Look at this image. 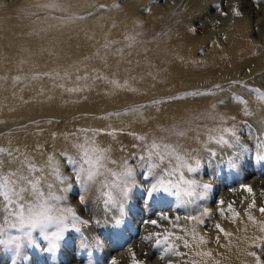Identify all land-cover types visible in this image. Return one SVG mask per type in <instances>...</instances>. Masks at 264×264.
Segmentation results:
<instances>
[{
    "label": "rangeland",
    "instance_id": "rangeland-1",
    "mask_svg": "<svg viewBox=\"0 0 264 264\" xmlns=\"http://www.w3.org/2000/svg\"><path fill=\"white\" fill-rule=\"evenodd\" d=\"M15 2L5 0L6 5ZM78 3V11L53 13L61 20L55 24L57 33L51 43L58 44L60 51H66L75 42L76 47L70 52L69 60L77 68L85 60L88 70L92 71L91 78L78 80L75 87H71V94L66 95L68 99L63 106L55 99H51L47 105L30 106L29 88L24 86L26 82L30 84L29 81H33L44 87L48 85L45 88L51 85V89L57 90L65 79L74 78L78 72L68 73V63L64 61L62 68L48 74L44 80L41 77V81L37 77L41 74L37 72L21 75L28 67L26 59L12 56L0 63L4 74L12 71L6 76V81H11L16 89H11L9 93L0 91V140L9 136L13 141L17 139L16 143L22 137L23 142H31L32 154L35 153L32 150L35 144L37 152L41 149L50 152L54 147L62 146V141L57 138L61 132L92 126L98 130L102 140L113 142L118 149L117 155H134L139 134L150 127L136 131L135 127L141 123L132 126L134 122L130 124L132 117L126 109L134 108L143 116L147 115L148 123L155 120L160 123L169 122L170 115L182 112L187 107L206 105L212 97L226 98L230 88L247 93L243 98L238 95L229 97L225 107H230L231 112L243 104L246 110L244 114L250 115L247 102L252 94H255L258 102H264V0H80ZM75 26L80 29V34L72 32ZM36 34L32 35L34 41L30 45L38 47L45 44L47 40L39 41L40 36ZM242 45L252 50L244 58L238 57L239 53H243ZM13 47L16 46L5 43L1 50L3 52ZM167 48L183 54L182 59L176 58L172 68H185L182 64L185 59L191 61L194 67L184 70L179 79V75L172 77L171 84L169 79L162 78L164 75L161 73L149 74L143 67L149 62L148 53L154 54ZM258 49H262L260 54ZM51 60L45 61L47 67H60L58 64L61 63L56 64ZM152 62L157 61L154 59ZM112 63L126 66V75H121L120 79L114 69L111 70L109 65ZM65 73L68 75L64 76ZM151 76L153 83H149L148 77ZM96 80H105L103 85H107L102 87L105 95L97 98L95 93L98 94L99 88L95 85ZM6 81H3V86L7 84ZM118 88L119 91L112 92V89ZM19 90H24L25 94L15 96ZM80 98L87 103L78 104ZM111 99L115 101L111 102ZM245 115L239 116L238 120L250 125ZM155 124L150 125L154 127ZM247 130L246 126L241 127L239 135L246 139L251 134ZM36 138H44V142L41 140L40 145ZM258 142L257 151L253 150L255 147L251 142H248L247 148L240 146L241 151L229 166H221L211 158L203 164L196 175L202 176L208 187L206 196L192 206L193 210L188 211V206H176L175 200L162 191L149 189L152 180L146 179L141 171L136 174L137 184L130 193L122 217L114 219L111 224H105L106 221L102 219L93 220L87 216L89 205L85 203L77 214L87 223L69 225L55 250L49 249L42 238L35 241L40 236L37 234L33 238L34 246H25L21 250L0 246V264H20L24 257L30 260V264H152L154 260L165 264H188L187 237L184 236L186 219L202 214L204 208L217 209L218 205L223 204L219 203V197L223 194H230L228 204L238 213L243 207L248 210L254 204L257 206L255 211L264 209V184L256 180L264 181V141ZM7 144L13 149L11 145L14 143L8 141ZM2 157L8 158L7 153H2ZM63 162L66 165L64 172L72 173L74 166L68 164L66 158ZM71 181L68 199L74 204L79 200L83 203L86 197L75 182V176L71 177ZM249 188L251 191H248ZM218 218L219 213L206 218L200 233L212 232V222L218 221ZM151 230L157 239L167 236V247L171 251H165L164 245H157L154 240L146 238L153 234ZM89 234H94L99 240L95 244L85 243ZM113 243L117 245L111 246ZM132 244L137 246L132 258L124 261L115 259L114 256ZM151 246L157 253L151 257L147 253L142 256L141 250H148ZM259 248L255 251L259 259L255 264H264V235Z\"/></svg>",
    "mask_w": 264,
    "mask_h": 264
},
{
    "label": "clouds",
    "instance_id": "clouds-1",
    "mask_svg": "<svg viewBox=\"0 0 264 264\" xmlns=\"http://www.w3.org/2000/svg\"><path fill=\"white\" fill-rule=\"evenodd\" d=\"M246 94L230 88L226 98L212 97L206 105L187 107L169 122L155 124L139 134L134 155H117L113 142L102 140L97 129L87 126L61 132L57 138L62 146L41 153L39 159L27 149L19 150L7 164L0 158V246L9 250L31 246L39 232L49 249L55 250L69 225L83 223L77 213L85 203L89 218L111 224L124 215L141 171L151 178L152 191H162L178 207L194 206L206 196L207 181L196 175L202 162L211 158L229 166L240 146L247 148L251 142L257 151L258 140L264 141V102H258L255 94L248 97L250 115L245 118L251 135L246 139L239 135L245 124L238 120L244 105H238L237 113L225 107L229 97ZM126 111L135 122L148 123L134 108ZM65 158L74 166L70 174L64 172ZM72 176L86 197L83 203L68 199ZM149 237L171 251L167 236L157 239L153 233ZM97 240L89 234L85 243Z\"/></svg>",
    "mask_w": 264,
    "mask_h": 264
},
{
    "label": "bare ground",
    "instance_id": "bare-ground-1",
    "mask_svg": "<svg viewBox=\"0 0 264 264\" xmlns=\"http://www.w3.org/2000/svg\"><path fill=\"white\" fill-rule=\"evenodd\" d=\"M16 1L17 2H15L12 5H6L5 0H0V16H1L0 17V63L2 64L5 60L11 58L12 56H17L19 59H26L28 61V67L23 70V73L21 72V75H27L28 73H31V72L32 73L37 72V73L41 74V76L38 75L37 77L40 79H41V77H43V80H44V77L48 76V74L52 73L55 70H59L60 68H62V65L64 63H68L66 65L67 72L68 73L70 72V74L78 72V74L75 75V77L72 79H65L64 82H62L61 85L59 86L60 89L59 88L57 90L51 89V85H50L51 83L49 84L50 86L48 88H45L48 85H46L45 87H44V85H40V84L36 85L33 83V81L32 82L29 81L30 84L29 83L27 84V82H26V84L24 85L25 87L27 86V88H29V89H27V88L26 89L29 90L28 94H30V97L28 99V100H31V104L29 103L30 106L34 105V104H37V106H40L43 104L47 105V104H49V101L51 99L52 100L55 99L56 101L60 102V104L63 106V103L68 99L66 95L68 93L71 94V91H73V89L71 87L74 88L75 85L78 83V80L90 79L91 78L90 73L92 71L88 70L85 60L80 62V65L78 66L79 69L77 67H75L74 65H72L71 60H69V55L71 54L70 52L76 47L75 42H73L74 44L72 46H69L68 50L66 48V51H60L58 44H52L51 43L52 40L55 39V34L57 33V32H55V31H57L55 29V26H56L55 24H56L57 20L58 21L61 20V19H58L57 17L53 16V13L78 11L79 10L78 9V4H79L78 2L80 0H16ZM141 5H142V3H141ZM41 15H43L44 17L43 16L41 17ZM95 27L96 26H94L92 28H95ZM79 30L80 29H77L75 26V27H73L72 32H74L75 34H80L81 31H79ZM35 33H37L40 36V38L38 37L39 39L38 38H36V39H38L39 41H40V39H45V40H47L46 43L41 45V46L39 45L38 47L31 46L30 44L34 41L32 35H34ZM5 43H10L16 47L15 48L13 47L7 51L2 52L1 48ZM77 44L80 45L79 43H77ZM240 48H241L243 53H241V54L239 53L238 57L239 56L240 57H243V56L246 57L248 54H250L252 52V50L250 51V49L245 47V45H242ZM258 50H259V54H260V51H262V49H258ZM178 52H179L178 50H173V49L167 48V50L166 49H164V50L160 49L159 52L154 53V54L148 53V55H149L148 61L149 62H146L143 67H144V69H146L149 72V74L150 73L152 74L153 72L161 73L162 76L164 75L162 78L163 79H169V82L171 84V83H173L171 81L174 79L172 77H175V75H179L177 78V79H179V78H181V76H183L184 70H186V69L191 70L194 68L193 64L191 65L192 62L191 61L188 62V59H185L183 61L184 63H182L185 66V68L181 69L179 67L178 70L172 68V64H174L173 62L176 61V58H180V59L183 58V54H180ZM47 59L48 60L52 59L51 61H56L55 62L56 64L61 63V64H58L60 67H54L55 65H53V67H47L45 64V61H47ZM154 59L157 61L156 63L152 62ZM115 62H118V61H115ZM108 64L106 63L105 65H108ZM115 64L116 63H112L111 65H109L111 70L114 69L113 71L119 75V78L121 75H126V66L125 67H123V65L115 66ZM11 72L12 71H10L8 73L6 72L4 74L3 71H1V69H0V87H1L0 91L2 90L3 92H7V93L11 92V89L13 91H16V89H14L12 86V82L6 81V76H9L11 74ZM3 75H4V77H3ZM66 75H68V74L65 73L64 76H66ZM65 78H68V77H65ZM148 78H149V80L153 79L152 76L148 77ZM73 79H74V81H73ZM93 79L95 80V78H93ZM3 81L7 82V84L4 85L6 87L3 86V84H4ZM41 81H42V79H41ZM103 81H105V80H103ZM103 81H101V80L97 81L96 80L95 85H96V87L99 88V91H97L98 94L95 93L96 98L99 97V95L104 94V93H102V92H104L102 87H106L107 85H103L104 84ZM163 81L166 84H168L166 82V80H163ZM149 83H153V80H150ZM22 86H23V84H22ZM53 87H54V85H53ZM22 88H24V87H22ZM69 88H71V89H69ZM33 89H35V91H33ZM119 90H120V88L112 89V92H116ZM24 92H25L24 90H19L18 92H15V96H20V94H25ZM37 94H38V96H37ZM106 94H109V93H106ZM124 97L125 96H123L122 97L123 99L122 98L121 99L125 102L126 98H124ZM83 98H85V97H83ZM80 99L77 102L78 104L85 105V103H87L84 100H82V99L80 100ZM127 100L129 101V98ZM113 101H115V100L111 99V102H113ZM0 104H2V103H0ZM2 108L4 109L5 107L3 106ZM227 110L229 112H231L230 107H228ZM237 111H238V109H236V111L234 110L235 113ZM182 112L181 111L176 112V113L170 115L171 116L170 118H172L174 116H178ZM244 112H246V110H244ZM244 117H246V115ZM144 118L149 119L147 115L144 116ZM129 122H130V124H132V122H134L132 124V126L134 124H138V122H135L133 119L129 120ZM158 122H156V120H155V122L151 121L148 124H140L137 127H135V130L136 131H143V130L147 129V127L152 128L153 126L150 124H154V123H158ZM243 122H244L243 120L239 119V123L243 124ZM246 124L249 125L248 123H246ZM247 125H243L242 128L245 126L247 127ZM247 129H248V127H247ZM33 136L34 135H32V137ZM12 139L13 138H10L9 136H7V137H4L2 140H0V141H2V142H0V158H3L2 153H4V152L7 153L8 158H3V160L6 164L11 157L19 154V150L27 149V151L30 152V149L32 147L29 144L31 142L29 141L28 144L23 142L24 140H22V137L20 138L21 141L18 138L19 142H16V143H15V141L17 139L15 141H13ZM33 139H34V137H33ZM37 139H39V138H36V141H37V143L40 144L43 141L42 139H44V138H42L40 140H37ZM48 140H49V138H48ZM8 141H11V143H14L13 145H11L13 147V149H11V147L9 148L10 145L7 144ZM51 141H52V138H51ZM35 146H36V144L34 145V147ZM37 146H38V144H37ZM34 147L32 149L33 151H35V153L33 152V155L36 156L37 159L40 158L41 153L47 152V150L45 152L42 149L40 152H37L35 150L36 147L35 148ZM254 149L255 148H253V150ZM205 162H207V161H205ZM205 162H202L200 167H202L203 164H205ZM256 180H258V182L261 185L264 184L263 180H261V179H256ZM252 182H254V181H252ZM252 182H251V185H253ZM229 198H230V194H223L219 197V203L220 204L223 203V204L218 205L216 207L217 209L214 208V209L209 210L208 208H204V209H202L203 210L202 214H200L198 216H194L195 218H193V219H186L185 220L186 225L184 228V230H185L184 236L187 237V239H186V237H185V239H186V246L188 248V251L186 253L187 259H188V264H255L256 262H258L259 259L255 255V251L258 250L259 245H260V241L263 240V235H264V211L263 210L264 209L260 210L258 208V211H255L257 209L256 208L257 206L254 204L253 206H250V208L248 210L244 209V207H243L241 209L240 213H238V211L236 212L235 210H234L235 211L234 212L233 207L228 204ZM242 198L244 199V197H241L240 199H242ZM240 199H238V200L240 201ZM231 201H233V200H231ZM242 202H243V200H242ZM259 203H260V201H259ZM193 209H194V207H192V206L187 207L188 211L193 210ZM216 213L220 214V218H218V221L216 220L217 222L215 220H213L212 232L203 233V234L200 233V231L202 230V226L204 225L205 219L208 217L210 218L211 216H213ZM181 225H183V224H181ZM152 229L154 230V228H152ZM151 232H152V230H151ZM150 233H148V234H150ZM37 234L40 235V233L37 232L34 234V236ZM41 238L42 237L39 236L35 239V241L36 240L38 241ZM141 238L143 239L145 237L141 236ZM34 245H35V243H33L31 246H34ZM115 245H117V243H113V245H111V246L115 247ZM135 248L137 250V246L135 244H132L130 247L125 249L122 253H120L114 257L116 260L119 259V261H124L125 259L132 258L133 254H135L134 253ZM141 249H142V247L140 248V250ZM147 249L148 250H145V251L141 250L142 256H146V253L149 256L150 255L153 256L155 253H157L154 251L155 248L153 246H151ZM259 250H260V248H259ZM25 261H27L28 264H30V260L29 259L26 260L25 257L22 259V263H20V264H25L26 263ZM152 264H165V262H163V261L160 262L159 260H154L152 262Z\"/></svg>",
    "mask_w": 264,
    "mask_h": 264
},
{
    "label": "snow or ice",
    "instance_id": "snow-or-ice-1",
    "mask_svg": "<svg viewBox=\"0 0 264 264\" xmlns=\"http://www.w3.org/2000/svg\"><path fill=\"white\" fill-rule=\"evenodd\" d=\"M205 187H208V185H206ZM248 191H251V188L248 189ZM83 223H87V221H83ZM153 224L156 223V221H152ZM151 237H147V239H150Z\"/></svg>",
    "mask_w": 264,
    "mask_h": 264
}]
</instances>
